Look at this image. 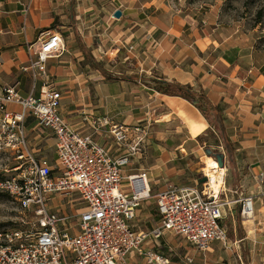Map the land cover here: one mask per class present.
I'll return each instance as SVG.
<instances>
[{
	"label": "crops",
	"instance_id": "0c3cea01",
	"mask_svg": "<svg viewBox=\"0 0 264 264\" xmlns=\"http://www.w3.org/2000/svg\"><path fill=\"white\" fill-rule=\"evenodd\" d=\"M149 8L127 0H0V85L21 80L26 92L29 74L20 65L29 60V46L39 48L43 31L59 30L65 51L51 57L47 68L62 92L63 117L82 134L92 132L83 110L121 123L149 120L151 143L143 163L132 168L147 171L157 192L170 183L196 181L183 183L178 176L189 167L188 154L199 150L201 132L212 126L193 102L167 92L161 81L202 90L219 107L230 142H237L225 160L235 174L233 191L253 197L251 217L255 225L262 224L264 180L259 182L256 173L264 172V110L254 111L251 100L254 91L264 95V74L251 81L247 73L240 76L234 53L222 38L200 33L194 21L176 13L156 17ZM117 9L121 17L114 15ZM253 123L257 131L243 135ZM180 135L181 143L174 144ZM97 139L105 144L109 139L114 146L109 135ZM111 151L116 153L115 146ZM178 153L182 165L177 164ZM140 213L141 208L136 225ZM257 227L236 241L246 239L250 251L262 256L255 264H264V227Z\"/></svg>",
	"mask_w": 264,
	"mask_h": 264
},
{
	"label": "built area",
	"instance_id": "2783aa9c",
	"mask_svg": "<svg viewBox=\"0 0 264 264\" xmlns=\"http://www.w3.org/2000/svg\"><path fill=\"white\" fill-rule=\"evenodd\" d=\"M38 41L39 48L30 45L29 60L20 65L29 74L28 90L21 80L0 85V193L12 195L22 212L18 227L0 230V264H125L136 255L147 264H172L158 243L166 234L180 235L202 251L214 242L226 244L227 208L240 202L243 215H249L247 208L253 214V197L229 199L224 180L216 191L206 169L192 184L170 183L154 194L147 171L124 175L150 141L152 123H121L83 110L92 132L74 129L62 115V92L47 68L51 57L65 51L64 37L52 29ZM30 130L53 137L54 161L35 150L32 141L38 138L31 139ZM106 135L116 153L97 139ZM256 179L263 182L264 172ZM152 198L157 224L136 228L139 209ZM77 201L78 212L63 208Z\"/></svg>",
	"mask_w": 264,
	"mask_h": 264
},
{
	"label": "rangeland",
	"instance_id": "374dc122",
	"mask_svg": "<svg viewBox=\"0 0 264 264\" xmlns=\"http://www.w3.org/2000/svg\"><path fill=\"white\" fill-rule=\"evenodd\" d=\"M131 6L142 7V5L149 6L150 10L157 17V14L161 16H169L173 13L183 17L184 20L195 23L200 33L203 30L211 35L222 38L227 47H230L228 52H233L236 61L238 62L240 76H247L249 74V80H253V76L259 73L264 74V0H127ZM169 8V10L166 9ZM197 30V31H198ZM126 52V49H124ZM255 53L257 56H255ZM254 60L256 65L254 64ZM256 66V68L254 67ZM253 72H249L252 68ZM247 73V74H246ZM26 81H24V85ZM257 86L259 83L256 84ZM244 88V86H243ZM264 90V89H263ZM251 101L253 103L254 111L264 110V95L261 93L253 92ZM263 99V100H261ZM190 101V100H189ZM192 102V101H191ZM8 108L20 110L21 107L17 104H9ZM259 122V121H258ZM34 122L30 121V127ZM209 128L203 130L200 136L197 138L201 144L198 147V151L188 154L189 167L185 174H181L178 180L183 183H190L197 180L202 176L205 167H212L213 161H216L214 153L224 152L227 155L228 149L226 146H235V142H230L228 136L222 133L214 125L208 126ZM251 129V130H250ZM264 130V129H262ZM243 135L253 133L257 131L256 125L253 123L249 127L248 132ZM264 134V132H262ZM30 138H38L36 141H32L35 146V150L40 154H46L54 161V139L51 136H45L43 133L38 136V133H32L29 131ZM224 134V135H223ZM226 136V137H225ZM184 135H180L179 139H176L174 144H180L181 138ZM151 143V142H149ZM106 146L111 150L112 144L109 139L106 141ZM149 144L145 145L144 152L138 155L132 164H129L124 172L126 175L129 172L137 171L132 167H139L143 163L146 151ZM181 149V148H180ZM207 149H211L212 153H207ZM178 152L179 150H174ZM185 153V151H183ZM206 157V158H204ZM210 159V160H209ZM209 160L208 164L207 161ZM177 164L182 165L184 159L181 154L177 155ZM217 162V161H216ZM4 163V158L0 156V164ZM218 164V163H217ZM133 165V166H132ZM228 166V165H227ZM225 164V188L226 194L229 199L236 200L244 197L246 194L236 193L233 190L236 188L235 174L232 168H226ZM223 168V169H224ZM123 185L127 183V180H123ZM251 185V184H250ZM157 192V188L153 189V194ZM225 194V193H224ZM223 196V195H222ZM82 203L76 202L75 205H65L66 210L78 212ZM62 209L59 208L58 211ZM238 214L245 230H253L258 228L257 226L264 227V222L259 225H255L252 220L253 217H246L242 214V203L237 202L232 204V209L226 210V217L224 224L227 229L234 231L235 235H238ZM22 212L15 202L12 195L8 193H0V230L14 229L18 227V221ZM140 222L136 225V228L152 229L159 220V213L155 198L148 200L141 207ZM249 219V220H248ZM136 224V221L134 222ZM262 231V230H261ZM237 236L234 238H228L227 243L214 242L212 244L213 249L202 251L198 250L194 245L186 241L180 235L166 234L162 236L158 243L164 242L166 252L172 257V264H255L261 262L259 255L253 254L250 251L248 242L244 239L242 242L236 241ZM164 249V248H163ZM169 249V250H167ZM194 256L193 262H187V256ZM263 263V262H262ZM125 264H147L145 257L136 255L129 259Z\"/></svg>",
	"mask_w": 264,
	"mask_h": 264
},
{
	"label": "trees",
	"instance_id": "16d2710c",
	"mask_svg": "<svg viewBox=\"0 0 264 264\" xmlns=\"http://www.w3.org/2000/svg\"><path fill=\"white\" fill-rule=\"evenodd\" d=\"M166 86L167 92L171 94H176L183 96L184 98L192 101L203 113V115L208 119L211 125H214L218 128L222 133L225 134V126L223 124V118L221 111L218 106H215L207 97V95L202 90H196L190 84H181L178 82L171 81H161ZM223 134V135H224ZM226 137V136H225ZM228 150H232V146H226ZM231 154V153H229ZM227 229V228H226ZM238 235L234 234V231L231 229H227L228 238H234L236 236H244L245 229L242 225V221L240 220V215L238 214ZM160 246L165 248L163 244L160 243ZM168 250V249H167Z\"/></svg>",
	"mask_w": 264,
	"mask_h": 264
},
{
	"label": "bare ground",
	"instance_id": "6f19581e",
	"mask_svg": "<svg viewBox=\"0 0 264 264\" xmlns=\"http://www.w3.org/2000/svg\"><path fill=\"white\" fill-rule=\"evenodd\" d=\"M216 161H213L212 167L206 168V170H207L208 175L211 176V179L213 181L212 186L215 188L216 191H218L220 184L224 180V169H223L224 167H220L219 164H217L218 162ZM246 211L249 212V215H247L246 217H251L252 214L250 212V208H247Z\"/></svg>",
	"mask_w": 264,
	"mask_h": 264
},
{
	"label": "water",
	"instance_id": "95a60500",
	"mask_svg": "<svg viewBox=\"0 0 264 264\" xmlns=\"http://www.w3.org/2000/svg\"><path fill=\"white\" fill-rule=\"evenodd\" d=\"M114 15L116 17H121L122 16V11L120 9H117L115 11ZM207 153L211 154L212 153L211 149H207ZM214 156H215L219 166L220 167H225V164H226V162H225V160H226L225 153L224 152H217V153H214ZM204 158H206V157H204ZM205 179H206L205 177H202L201 181H204Z\"/></svg>",
	"mask_w": 264,
	"mask_h": 264
}]
</instances>
